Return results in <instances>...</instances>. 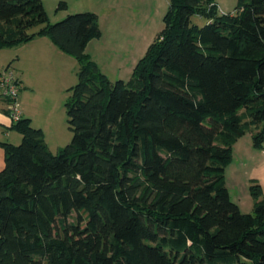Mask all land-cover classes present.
<instances>
[{
	"label": "trees",
	"instance_id": "1",
	"mask_svg": "<svg viewBox=\"0 0 264 264\" xmlns=\"http://www.w3.org/2000/svg\"><path fill=\"white\" fill-rule=\"evenodd\" d=\"M168 1L130 82L112 83L85 54L95 14L51 24L41 0H0V51L44 37L78 64L70 143L53 155L20 118L21 143L1 144L0 264H264L261 187L244 214L224 178L249 127L264 143V0Z\"/></svg>",
	"mask_w": 264,
	"mask_h": 264
},
{
	"label": "rangeland",
	"instance_id": "2",
	"mask_svg": "<svg viewBox=\"0 0 264 264\" xmlns=\"http://www.w3.org/2000/svg\"><path fill=\"white\" fill-rule=\"evenodd\" d=\"M41 1L51 24L77 13L89 12L97 16L101 38L93 39L94 42L89 45L85 54L112 83L118 80L130 82L134 65L144 56L148 46L163 29V18L169 6L168 0H118L112 4H109L110 0ZM213 1L223 14L235 13L238 0ZM60 2L65 3L66 7L58 9ZM192 23L198 26L204 25V21L198 17H194ZM34 31L35 29L30 32ZM69 70L70 67L65 65L63 70L65 90L77 83V75L73 78L69 77ZM67 90L58 96L59 99L55 104L54 101L50 104L52 112L57 114L59 121L58 131L54 135H46L47 148L53 155L57 153L58 148L61 150L68 145L72 138L64 106L68 96ZM241 113H245V110ZM243 117L246 118V115L243 114ZM259 128L249 127L244 136L233 143L232 160L224 173L225 186L230 199L236 205L238 203L240 211L244 214L251 213L253 209L254 198L250 194V186L259 185L263 191L262 196L264 195V143L261 149L255 148L252 141L253 133L250 132L252 130L256 133ZM244 163L250 172L244 179L248 176L254 181L242 190L244 193L242 194L240 187L236 186V171L240 170ZM238 190H240L239 194L236 195Z\"/></svg>",
	"mask_w": 264,
	"mask_h": 264
},
{
	"label": "crops",
	"instance_id": "3",
	"mask_svg": "<svg viewBox=\"0 0 264 264\" xmlns=\"http://www.w3.org/2000/svg\"><path fill=\"white\" fill-rule=\"evenodd\" d=\"M117 1L110 0L109 4ZM105 7L106 5L103 6V8ZM92 42L94 40L87 44L86 52ZM65 65L70 67L68 76L76 77L78 70L76 61L59 51L44 37L36 38L16 48L0 51V68L11 67L18 78L20 118L28 119L32 128L43 133L46 146L48 145L46 135H54L59 129L57 114L52 112L50 104L52 101L55 104L59 99L58 96L68 89L65 90L63 85ZM13 124L7 110V101L2 97L0 90V172L4 168L5 162L4 149L1 144L18 145L17 143L22 140V136L11 129ZM250 132L254 133L252 130ZM247 173L250 172L245 163L240 170L236 171V186L240 187L242 194H244L242 190L254 181L248 176L244 179ZM239 191L236 192V195L239 194ZM238 207L240 209L239 205Z\"/></svg>",
	"mask_w": 264,
	"mask_h": 264
},
{
	"label": "built area",
	"instance_id": "4",
	"mask_svg": "<svg viewBox=\"0 0 264 264\" xmlns=\"http://www.w3.org/2000/svg\"><path fill=\"white\" fill-rule=\"evenodd\" d=\"M0 90L2 97L7 101V110L13 123L20 120L18 96L20 92L18 78L8 67L0 68Z\"/></svg>",
	"mask_w": 264,
	"mask_h": 264
}]
</instances>
